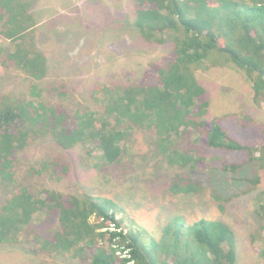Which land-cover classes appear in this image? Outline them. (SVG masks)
I'll use <instances>...</instances> for the list:
<instances>
[{"label":"trees","instance_id":"trees-1","mask_svg":"<svg viewBox=\"0 0 264 264\" xmlns=\"http://www.w3.org/2000/svg\"><path fill=\"white\" fill-rule=\"evenodd\" d=\"M32 2L0 0V34L12 42L2 52L34 83L47 77L48 65L28 39L36 27L29 12ZM134 2V25L141 39L173 46L162 65L153 68L155 74L144 75L145 82L99 87L93 94L99 108L88 106L73 115L65 106L38 100L43 89L37 84L31 86L32 99L0 96V185L12 193L0 210V245L31 244L34 239L35 253L78 264H237L238 237L223 220L200 218L186 225L176 217L160 236L133 227L125 232L124 220L118 218L125 210L112 199L38 191L16 176L19 151L47 136L63 150L82 145L90 170L122 165L130 156L127 144L133 130L153 133L156 150L172 169L162 181L172 176L167 191L173 197L195 195L190 173L199 167L224 195L239 171L248 175L249 166L264 167V145H249L251 118L239 123L246 137L237 139L222 117L206 119L211 97L196 73L230 65L250 84L254 101L264 102V0ZM202 147L206 152L198 155ZM229 151L236 152L230 161ZM50 166L44 162L36 172L41 175ZM175 168L180 170L171 175ZM230 173L234 176L228 180ZM258 207L256 213L264 217V201ZM53 213L58 214L57 231L39 233L34 225Z\"/></svg>","mask_w":264,"mask_h":264},{"label":"rangeland","instance_id":"rangeland-1","mask_svg":"<svg viewBox=\"0 0 264 264\" xmlns=\"http://www.w3.org/2000/svg\"><path fill=\"white\" fill-rule=\"evenodd\" d=\"M31 2L29 12L36 27L28 39L33 40L35 51L45 55L48 74L43 81H30L2 52L3 46L12 45V42L0 34V96L32 99L31 86L37 84L43 89L38 100L50 106H65L71 115L88 106L94 111L99 108V104H93L97 88L145 82L144 75L155 74L153 68L161 66L164 56L173 48L172 44H147L141 39L134 25L137 14L134 0ZM196 73L211 97L206 119L222 117L223 126L237 139L246 137L239 123L251 118L247 123L251 136H248L249 145L262 148L264 102L254 101L246 79L230 65L212 66ZM131 134L127 144L130 156L122 165L109 166L102 171L99 168L90 170L84 163L82 145L63 150L52 136L43 137L19 151L16 176L23 185L35 184L38 191L48 188L64 195L80 197L87 193L100 199H112L125 210L118 215L124 220L122 229L125 232L133 227L160 236L176 217L184 219L186 225L200 218L223 220L238 237L241 257L237 264H264V217L256 213L264 201L263 166H249L248 175L239 171L237 181L229 179L234 176L230 173L227 179L231 181L225 195L199 167L196 173H190L197 185L195 195L173 197L167 191L172 176L162 181L172 169L156 150L153 133L133 130ZM197 150L198 155L206 152L203 147ZM206 156L208 160L213 158L212 154ZM235 156L236 152L229 151L227 159L230 161ZM44 162L51 166L40 175L36 170ZM54 166H58L56 171ZM64 166L68 171H64ZM83 166L88 171L83 172L86 170ZM179 170L175 168L171 175ZM11 195L8 187L0 185V210ZM57 217V213L50 214L47 221L42 220L34 226L39 233H55ZM33 243L34 239L31 244L0 245V264H78L74 260L50 257L46 252L35 253Z\"/></svg>","mask_w":264,"mask_h":264}]
</instances>
